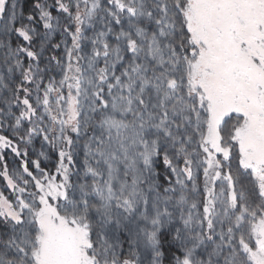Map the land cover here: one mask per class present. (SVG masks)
Returning <instances> with one entry per match:
<instances>
[{
  "label": "snow or ice",
  "instance_id": "snow-or-ice-1",
  "mask_svg": "<svg viewBox=\"0 0 264 264\" xmlns=\"http://www.w3.org/2000/svg\"><path fill=\"white\" fill-rule=\"evenodd\" d=\"M0 264H264V0H0Z\"/></svg>",
  "mask_w": 264,
  "mask_h": 264
}]
</instances>
